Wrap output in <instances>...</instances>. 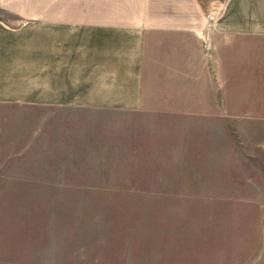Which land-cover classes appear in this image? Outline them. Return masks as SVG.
Returning a JSON list of instances; mask_svg holds the SVG:
<instances>
[{
    "label": "rangeland",
    "instance_id": "rangeland-1",
    "mask_svg": "<svg viewBox=\"0 0 264 264\" xmlns=\"http://www.w3.org/2000/svg\"><path fill=\"white\" fill-rule=\"evenodd\" d=\"M101 115L77 153L14 163L0 264H264L262 117Z\"/></svg>",
    "mask_w": 264,
    "mask_h": 264
},
{
    "label": "crops",
    "instance_id": "crops-1",
    "mask_svg": "<svg viewBox=\"0 0 264 264\" xmlns=\"http://www.w3.org/2000/svg\"><path fill=\"white\" fill-rule=\"evenodd\" d=\"M116 111L264 121V0H0V186Z\"/></svg>",
    "mask_w": 264,
    "mask_h": 264
},
{
    "label": "built area",
    "instance_id": "built-area-1",
    "mask_svg": "<svg viewBox=\"0 0 264 264\" xmlns=\"http://www.w3.org/2000/svg\"><path fill=\"white\" fill-rule=\"evenodd\" d=\"M225 7V1H216L211 4L206 15V22L202 28L196 31V35L200 39L201 46L209 51L212 47V33L216 29V22L221 16Z\"/></svg>",
    "mask_w": 264,
    "mask_h": 264
}]
</instances>
